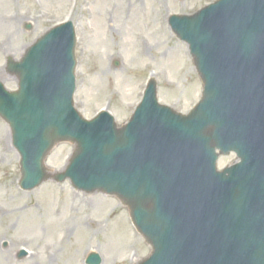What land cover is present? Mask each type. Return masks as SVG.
I'll return each mask as SVG.
<instances>
[{
    "label": "water",
    "instance_id": "1",
    "mask_svg": "<svg viewBox=\"0 0 264 264\" xmlns=\"http://www.w3.org/2000/svg\"><path fill=\"white\" fill-rule=\"evenodd\" d=\"M171 23L205 79L202 101L185 117L158 106L149 91L121 130L106 113L82 120L67 87L69 23L25 53L14 70L19 90L0 83V114L22 155V186L45 177L43 159L55 142L76 141L57 178L116 193L129 205L153 246L142 264H264V0H218ZM215 149L235 151L240 162L217 172ZM86 262L101 259L93 253Z\"/></svg>",
    "mask_w": 264,
    "mask_h": 264
},
{
    "label": "rangeland",
    "instance_id": "2",
    "mask_svg": "<svg viewBox=\"0 0 264 264\" xmlns=\"http://www.w3.org/2000/svg\"><path fill=\"white\" fill-rule=\"evenodd\" d=\"M211 1L0 0V80L16 89L15 76L5 70L6 58L18 60L45 30L69 18L77 34L74 106L84 117L106 109L117 125L123 124L151 73L158 100L185 112L199 96L201 81L167 16L190 13ZM72 151V144L59 143L47 167L60 172ZM233 158L221 156L218 167ZM18 162L10 130L0 118V264H84L90 252L100 254L101 264H137L148 255L150 246L133 232L117 198L75 190L68 180L51 177L21 190ZM22 249L27 253L18 257Z\"/></svg>",
    "mask_w": 264,
    "mask_h": 264
},
{
    "label": "bare ground",
    "instance_id": "3",
    "mask_svg": "<svg viewBox=\"0 0 264 264\" xmlns=\"http://www.w3.org/2000/svg\"><path fill=\"white\" fill-rule=\"evenodd\" d=\"M58 168H60V166ZM88 250H89V248L85 249L84 252H83V254H85ZM124 261H125V259H124ZM78 264H80V263H78Z\"/></svg>",
    "mask_w": 264,
    "mask_h": 264
}]
</instances>
